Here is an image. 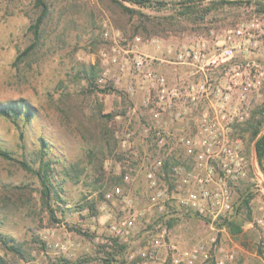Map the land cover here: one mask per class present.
I'll use <instances>...</instances> for the list:
<instances>
[{
  "label": "rangeland",
  "instance_id": "1",
  "mask_svg": "<svg viewBox=\"0 0 264 264\" xmlns=\"http://www.w3.org/2000/svg\"><path fill=\"white\" fill-rule=\"evenodd\" d=\"M53 6L43 46L14 64L31 43L29 28L37 13L34 0H0V104L24 100L34 109L30 123L18 120L15 126L0 117V147L13 158L0 157V234L18 243L22 255L0 245V264H104L100 246L110 245L111 238L126 246L118 257L123 264H175L173 260H179L177 264H253L254 260L264 264V191L258 182V178L264 182V175L256 163L254 141L243 131L249 113L264 100V13H255L251 6H224L207 15L203 23L178 19L161 36H143L117 29L108 0H55ZM143 12L155 18L171 14L165 9ZM223 48L232 50L231 58L203 72L185 55L187 50L211 54ZM135 53L147 58L150 72L163 77L170 87L180 88L185 103L188 95H196L200 105L208 98L222 100L224 79L231 80L226 110L234 121L227 131L228 141L244 170L243 177L228 183L233 207L229 219L241 223L237 237L229 236L224 226L206 223L181 204L188 187L178 190L174 186L170 167L179 166L180 177H187L196 188V178L205 177L204 169L179 143L177 137L185 134L173 133L167 140L171 153L162 156L150 132L165 130L148 118V111L158 117L162 106H155V88L134 67ZM246 64L257 65L262 74L253 77L251 90L240 101ZM224 68L228 71L225 78ZM206 82L217 85L219 92L199 89ZM212 110L218 106H199L197 115H212ZM176 113L180 114L177 120ZM106 114H118L108 122L116 138L110 151L101 140ZM185 115L170 109V124H180ZM193 131V136L186 137L197 141L194 127ZM41 139L52 181L65 200L53 203L57 222L40 204L37 177L19 163L38 168L35 159ZM163 157L168 162L164 177L161 170H152L159 178V189L165 185L167 197L153 204L145 173ZM220 161L217 158L212 165ZM125 173L130 175L129 183L122 180ZM115 188L121 189V196L113 194ZM244 195L251 196L248 207L237 213ZM130 214L136 215V221L128 235L115 236L111 225ZM155 237L164 246L157 260L146 261L140 252ZM169 244L176 245V251H170Z\"/></svg>",
  "mask_w": 264,
  "mask_h": 264
},
{
  "label": "built area",
  "instance_id": "2",
  "mask_svg": "<svg viewBox=\"0 0 264 264\" xmlns=\"http://www.w3.org/2000/svg\"><path fill=\"white\" fill-rule=\"evenodd\" d=\"M238 33H240L239 30ZM185 55L186 59L198 63L200 65V70L203 72L204 69L212 70L218 67L221 62H223V64L226 63L232 56V50L230 48H223L211 54L187 50L185 51ZM133 64L134 67L142 73L143 77L155 88V106L160 104L161 106L172 107L182 102L184 94L181 92L180 88L170 87L163 77L150 72L148 70L147 58L140 53H135L133 56ZM245 68L248 69H244L246 72H243V82L240 84V101H244L246 93L251 90L253 77L262 74L257 65L252 64L249 66L246 64ZM251 68H253L254 71H251ZM225 74L227 76L228 71H226ZM230 81L231 80H229L224 88L222 87L224 90L222 100H215L212 102V104L218 106V110L212 113V115L202 112L201 115L192 117L191 120L195 128L194 138L198 140L194 141L193 137H177L179 143L185 147L186 151L195 156L194 159L196 164L203 167L205 177L196 178V183L198 185L196 188L195 183L192 185L191 180L187 177H180L179 166L170 167L174 186L178 190H183L185 186L188 187L184 197L180 200L181 204L197 212L202 218H208L212 225L216 221L229 219L233 207L231 204V189L228 183L229 181L233 182L244 176V170L240 163L241 159H239V161L237 160V151L228 141L227 131L234 121L231 111L228 109L226 110V107L228 108L229 105L230 93L233 86ZM199 89L204 92L213 90L219 92L217 85H211L207 82L201 85ZM206 101L211 102L212 100L208 98ZM187 102L196 107L200 100L196 95H188ZM157 115L158 112L155 113V116ZM174 117V119L177 120L180 118V114L176 113ZM150 134L153 136L156 145L161 149L162 156L165 155L166 157L169 155L171 153V147L167 146L169 145L167 140L172 138L171 135L157 128H154ZM165 157L155 160L145 173L146 180L153 190L149 196V201L153 204L167 197L165 185L162 184L163 188L159 189V178L152 170V168L161 170L160 175L164 177L163 165L166 161V159L164 160ZM217 158L221 159V161L215 167L212 165V162ZM217 169L220 176L216 173ZM216 176H218V179H216ZM122 180L125 183H129L131 180L130 175L125 173ZM208 185H211V187L208 188ZM113 194L121 196V189L115 188ZM127 203H129V201ZM135 221L136 215L130 214L128 217L111 225V230L115 236L128 235ZM211 241L214 242L215 239L212 238ZM163 246V241L160 238H151L143 251L140 252V257L146 261H155L158 259L159 250ZM168 247L172 252L177 249L174 244H169ZM204 257L207 258L208 255L204 254ZM232 257V255H229L228 259H232ZM178 262L179 260H173L175 264Z\"/></svg>",
  "mask_w": 264,
  "mask_h": 264
},
{
  "label": "trees",
  "instance_id": "3",
  "mask_svg": "<svg viewBox=\"0 0 264 264\" xmlns=\"http://www.w3.org/2000/svg\"><path fill=\"white\" fill-rule=\"evenodd\" d=\"M54 1L55 0H34V8L37 13L33 23L29 28V32L32 35L31 43L27 46L23 52H21L14 61L30 58L34 55L37 50L43 46L44 34L49 21L53 18L54 12ZM111 5L107 6L108 9L112 11L117 17L115 20V26L120 31L125 32L127 29H131L134 34H139L143 36L147 35H163L166 33L167 29H173L175 27V21L181 19L187 21L189 24H196L197 22L203 23L206 16L213 11L220 10L224 6H251L255 13H264V0H172L169 4L163 0H108ZM204 2H207L204 3ZM125 3L129 4L126 6ZM143 9L161 10L165 9L170 11L171 14L166 17H152L145 12ZM94 78V76L92 77ZM91 80V78H90ZM118 114H106L104 115L103 128L101 133L102 143L107 144V148L110 151L112 149V142L115 141V131L110 129L108 122L113 119V117ZM0 117L10 121L12 124L17 126L18 120L24 123H30L34 117V109L24 100H14L5 104H0ZM245 132L248 133L250 141H254L255 157L256 163L264 175V100L257 107L254 108L250 113L249 117L243 123ZM40 148L36 152V161L38 163V168L33 170L25 162H19L21 166L37 177L40 189L38 191L39 200L41 206L48 212L51 220L57 222L53 207V203L59 205L58 203H64L65 200L61 196V192L57 186L52 181V171L49 161L45 160V142L40 140ZM0 157L12 160L11 154L0 147ZM104 159V152L101 154L99 168H102ZM168 167V162L165 161L163 165V172L165 173ZM66 176L69 175V170L66 168ZM251 199L250 195H244L241 198V202L238 210L241 208H247L248 203ZM54 204V205H55ZM58 209L59 206H56ZM199 218H202L197 212H195ZM248 217L250 218V212L248 211ZM204 219V218H202ZM205 222L209 220L204 219ZM217 228L226 227L229 233L239 234L242 232L241 223L236 220V218L224 219L222 221L214 222ZM0 245L1 247L9 253L17 256H21V248L18 243H16L12 238L0 234ZM102 248V253L104 254L102 258L104 259V264H123V260H119V255L126 249L124 244H119L117 238H111V244H103L100 246ZM2 259L0 258V263ZM65 263V262H64ZM67 263V262H66Z\"/></svg>",
  "mask_w": 264,
  "mask_h": 264
},
{
  "label": "crops",
  "instance_id": "4",
  "mask_svg": "<svg viewBox=\"0 0 264 264\" xmlns=\"http://www.w3.org/2000/svg\"><path fill=\"white\" fill-rule=\"evenodd\" d=\"M245 58V57H243ZM224 72H223V77L225 78L226 77V71H225V68L223 69ZM230 79L226 78L224 79L225 82H223V84L226 82L228 83ZM192 85V84H191ZM190 85V86H191ZM193 89V88H192ZM215 100L212 99V101L210 102H205L204 104L200 105V103L195 107L193 108L194 106L191 105L190 103H185V101H182L181 103H178L172 107H168V106H162L161 108H159V112H160V115L156 118H154V115L152 114V112L148 111V115H149V120H153V122L151 121L150 123L151 124H159L163 127V129L165 130L166 133H169L170 135H173L174 134H177V135H180V134H185L184 136H193V123H192V117H195L198 112H197V108L199 106H205V107H214L215 105L212 104V102H214ZM170 109H174V110H180L182 113H186L185 116H183L180 124H175V125H172L170 124V117H169V113H170ZM215 110H212L211 113H214ZM179 133V134H178ZM174 137V136H173ZM175 138V137H174ZM240 234V233H239ZM239 234H229V236L231 237H237ZM252 257H257V254L256 253H253L251 254ZM255 262L253 264H259L260 262H258V260H254ZM251 262L249 261L248 263L246 261L243 262V264H250Z\"/></svg>",
  "mask_w": 264,
  "mask_h": 264
},
{
  "label": "water",
  "instance_id": "5",
  "mask_svg": "<svg viewBox=\"0 0 264 264\" xmlns=\"http://www.w3.org/2000/svg\"><path fill=\"white\" fill-rule=\"evenodd\" d=\"M253 151H254V155H255L254 145H253ZM258 182H259L260 188L264 191V182H263V180L261 178H258Z\"/></svg>",
  "mask_w": 264,
  "mask_h": 264
}]
</instances>
